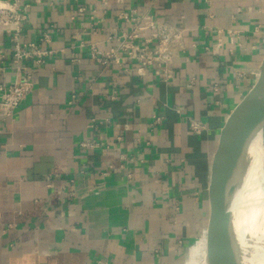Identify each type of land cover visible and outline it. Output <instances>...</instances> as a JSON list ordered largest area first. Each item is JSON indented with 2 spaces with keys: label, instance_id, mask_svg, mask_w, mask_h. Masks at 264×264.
<instances>
[{
  "label": "crops",
  "instance_id": "1",
  "mask_svg": "<svg viewBox=\"0 0 264 264\" xmlns=\"http://www.w3.org/2000/svg\"><path fill=\"white\" fill-rule=\"evenodd\" d=\"M16 1L28 4L22 42L54 26L46 47L57 52L16 120L0 122V264H178L208 247L225 129L264 57V0ZM133 8L182 30L172 78L91 58L89 42L114 46ZM11 45L0 28L8 56Z\"/></svg>",
  "mask_w": 264,
  "mask_h": 264
},
{
  "label": "built area",
  "instance_id": "2",
  "mask_svg": "<svg viewBox=\"0 0 264 264\" xmlns=\"http://www.w3.org/2000/svg\"><path fill=\"white\" fill-rule=\"evenodd\" d=\"M122 2V0H117ZM28 4L22 5L18 1L0 0V28L11 38L10 56L0 48V71L7 68L14 70L15 78L12 82H0V122H13L19 114L20 106L34 88V74L45 62L46 58L57 50L47 48L52 41L54 26L44 31L36 42L23 43L21 38L24 23L27 18L24 11ZM85 6H79L78 12L84 13ZM95 9L91 10L94 15ZM118 17L124 21L128 30L121 34L109 36L116 44L107 50H101L98 43L89 42L90 56L104 67H125L129 62H135V71L139 77L147 75L150 67H155V75L163 79L172 78L171 64L183 50L182 30L158 21L145 18L133 8L121 11ZM93 18V17H92ZM92 30L96 28L92 25ZM127 62V63H126ZM129 71V68H126ZM195 79L193 78L191 82ZM217 86V84H214ZM113 98L115 94L112 95ZM152 126L162 124L164 117L154 115ZM93 126L97 121L93 119ZM100 123L109 122V119ZM98 122V123H99ZM190 127L196 133H201L205 126L201 122L190 119ZM83 146L98 147V142L87 140ZM104 174H107L105 172Z\"/></svg>",
  "mask_w": 264,
  "mask_h": 264
},
{
  "label": "water",
  "instance_id": "3",
  "mask_svg": "<svg viewBox=\"0 0 264 264\" xmlns=\"http://www.w3.org/2000/svg\"><path fill=\"white\" fill-rule=\"evenodd\" d=\"M263 114L264 57L256 82L233 111L225 129L217 176L220 227L216 235L207 233L208 254L216 247L218 264H242L245 246L255 244L264 249V224L245 187L248 142Z\"/></svg>",
  "mask_w": 264,
  "mask_h": 264
},
{
  "label": "bare ground",
  "instance_id": "4",
  "mask_svg": "<svg viewBox=\"0 0 264 264\" xmlns=\"http://www.w3.org/2000/svg\"><path fill=\"white\" fill-rule=\"evenodd\" d=\"M259 120L260 118L254 124L248 142L245 165V187L247 191L250 192L255 212H257V215H260L261 221L264 224V166L262 159L255 154V129ZM215 248L216 247L206 256L203 252V254L199 256L197 264H208L210 258L212 259L211 264H218L219 254L218 249ZM193 250L197 251L195 248ZM255 250V246L254 249H250L246 246L244 247L242 251V264H264V249H259V252Z\"/></svg>",
  "mask_w": 264,
  "mask_h": 264
},
{
  "label": "rangeland",
  "instance_id": "5",
  "mask_svg": "<svg viewBox=\"0 0 264 264\" xmlns=\"http://www.w3.org/2000/svg\"><path fill=\"white\" fill-rule=\"evenodd\" d=\"M255 140H256L255 154L258 155V157L262 159L263 166H264V114L260 117L259 123H257L256 125ZM205 237H206V240H208V236H205ZM254 245H251L249 248L254 249ZM195 249L197 251H194L192 249L190 256L189 255L184 256L182 259H180V262H178V264H197L199 256H201L203 252L205 253V256H206L209 250L208 247H205L202 249H200L199 247H195ZM255 249H256L255 251L259 252V249L258 247H256V245H255ZM211 262H212V259L210 258V260L208 261V264H211Z\"/></svg>",
  "mask_w": 264,
  "mask_h": 264
}]
</instances>
